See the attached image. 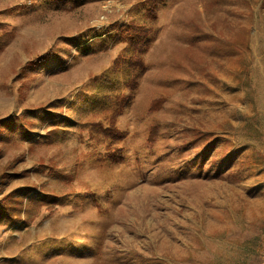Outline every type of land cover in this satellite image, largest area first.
<instances>
[{
	"label": "rangeland",
	"instance_id": "obj_1",
	"mask_svg": "<svg viewBox=\"0 0 264 264\" xmlns=\"http://www.w3.org/2000/svg\"><path fill=\"white\" fill-rule=\"evenodd\" d=\"M65 1L0 0V37H11L0 130L13 123L0 137V200L36 187L66 196L29 224L0 225V264H264V0H162L157 19V0ZM127 26L156 34L146 73L124 89L127 160L104 173L76 127L46 142L45 111L72 117L91 77L135 76L115 64L126 42L109 39ZM160 91L169 98L152 110ZM188 160V173L172 171ZM74 165L73 180L47 168Z\"/></svg>",
	"mask_w": 264,
	"mask_h": 264
},
{
	"label": "trees",
	"instance_id": "obj_2",
	"mask_svg": "<svg viewBox=\"0 0 264 264\" xmlns=\"http://www.w3.org/2000/svg\"><path fill=\"white\" fill-rule=\"evenodd\" d=\"M74 1L66 0L61 6L67 11L74 10L77 6V1L79 2L81 0ZM157 1L158 2L147 5V10L154 19H157L156 10L158 3L162 4L165 2H161L162 0ZM10 11L13 12L14 10L11 9ZM142 28L143 26L137 28L133 26L123 27L121 28L122 30L119 36L110 35L109 38L110 40H116V42H126V46L121 50L115 64L118 66L119 62L121 63V61H124L125 67L123 70L126 73L132 72V75H135L133 78L120 80L107 79V77L103 75L93 76L85 86V89L76 94L72 106L79 108V110H75L72 117L68 115L64 119L56 120L58 117L56 114L45 111V114L50 116L51 119L53 118L52 120L54 121V128L45 135L46 142H53L56 139L57 133L63 131L65 128L76 127L79 135L82 137L85 136L90 146L93 147V150L83 155L84 160L96 166L99 171L104 173H110L117 165L127 160L123 143L128 137V132L120 128V117L122 113H124L131 98L129 94L124 92V89L135 86L134 82L131 81L136 80V77H142V75L146 73L148 66L144 60V55L151 46L155 37L154 35L156 34L151 31L144 32L145 36L141 38L140 34L143 32ZM147 36V40L144 41ZM10 38L9 35L0 37V46H3L4 41ZM2 41L3 43L1 44ZM109 44L110 43H108V45ZM144 44L145 46H143ZM108 45L107 47H110ZM42 59L43 61H39L40 64L38 65L41 66L50 63L48 60H45L47 58H41L39 60ZM119 66L118 68L120 69ZM125 81L129 82L126 84L124 83ZM167 98H169V92L160 91L158 100L153 102L152 110L158 111L162 108ZM42 109L43 108H40L36 111L40 114L42 119H45V116L41 114L43 112ZM11 125H13L11 121L4 124V128L0 130V137H5V133L7 131L9 132V128H12ZM154 135L155 132H153L152 136ZM208 137H210V135L206 133L200 135L199 139H207ZM154 138L155 137H152L151 140ZM206 157L207 156L200 158L201 162L199 163H203ZM195 163L188 160L183 166H179V168L177 166V168L174 167L172 171L174 173L181 171L188 173L190 166H195ZM76 167L77 165H74L72 173L65 175L53 170L54 166H47L49 171L57 174L61 179L69 180L74 179ZM74 195L75 201L79 203L81 199H79L75 191ZM65 199V195L48 193L44 189L39 190L38 187L33 190H27L26 188L19 190L11 196L0 200V225L12 227L20 223L29 224L32 222L30 218L32 213H36L43 207H47V209L53 211L54 207L62 204ZM93 202L97 203V200ZM142 262L144 263L145 261Z\"/></svg>",
	"mask_w": 264,
	"mask_h": 264
}]
</instances>
